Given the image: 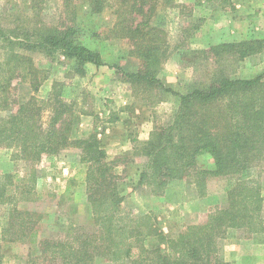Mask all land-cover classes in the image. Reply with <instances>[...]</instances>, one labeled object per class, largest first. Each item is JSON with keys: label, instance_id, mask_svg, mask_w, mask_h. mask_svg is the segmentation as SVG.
<instances>
[{"label": "trees", "instance_id": "1", "mask_svg": "<svg viewBox=\"0 0 264 264\" xmlns=\"http://www.w3.org/2000/svg\"><path fill=\"white\" fill-rule=\"evenodd\" d=\"M60 1L67 22L43 23L35 9L37 20L31 24L21 21L24 17H16L14 26L0 22V49L6 51L0 59V149H9L13 158L31 165L66 148L78 149L79 161L86 165L95 228L65 239L38 240L37 213L19 206L30 199L36 181L33 168L23 176L4 173L0 178V205L8 206L0 241L37 243L38 264H94L99 258L111 264H229L218 256V239L226 230L240 229L244 237L264 233L261 179L249 173L264 160V71L238 78L228 67L261 52L264 39L226 41L198 50L195 55H200L197 62L205 77L176 92L156 75L167 43L166 30L153 20L159 0H87L89 14L112 8L116 20L111 31L127 37L141 59L137 70L122 72L125 81L150 93L148 103L158 102L167 92L179 99L167 123L155 126L146 140L132 138L131 154L144 159L135 186L162 195L172 180H184L194 182L202 193L208 181H228L223 205H214L203 222L166 239L151 212L134 216L124 208L116 163L97 133L72 137L77 110L76 100L67 96L69 83L53 79L45 97L37 94L50 70L37 65L35 53L51 61H72L70 69L79 76L89 64H104L100 52L80 39L84 29L76 19L78 0ZM35 3L30 0L28 7L35 8ZM15 79L27 84L25 94L13 84ZM202 156L211 158L210 168L200 166ZM149 236L166 241L169 250L147 248L144 240Z\"/></svg>", "mask_w": 264, "mask_h": 264}, {"label": "rangeland", "instance_id": "2", "mask_svg": "<svg viewBox=\"0 0 264 264\" xmlns=\"http://www.w3.org/2000/svg\"><path fill=\"white\" fill-rule=\"evenodd\" d=\"M35 1L36 7L30 9V0H0V22L4 26H14L16 17H24L21 21L30 20L31 24L37 20L32 13L34 9L43 23L58 24L64 20L60 0ZM76 10V19L84 29L81 41L99 51L104 64H89L85 75L79 76L70 69L72 61H51L44 54L35 53L37 65L50 70L47 72L50 78L42 83L37 94L45 97L53 79L69 83L67 96L76 100L77 110L72 137L84 138L96 132L100 141L98 133H105L110 127L108 123L115 122L120 116L125 118L124 127L130 138L138 130L149 132V137L155 126L172 118L178 107V96L167 92L158 102L148 103L147 100L152 99L150 93L125 81L122 72L137 70L141 59L127 37L111 31L116 20L111 7L99 14H89L87 0H78ZM156 14L153 20L166 30L167 36L156 75L176 92H184L189 85L205 77V69L197 62L200 55H195L198 50L223 42V39H264V0H159ZM193 25L196 28L192 29ZM4 52L0 49V59ZM228 68L234 77H254L264 71V49L242 61H233ZM13 84L18 86L21 94L28 91L27 84L19 79L13 80ZM80 119H83L82 123ZM90 125L93 126L90 132L80 135V128ZM131 150L119 155L114 151L107 153L116 163L114 171L121 177L119 191L124 196V208L132 211L134 216L151 212L166 239L175 238L189 224L203 222L204 214L211 207L225 203L228 181L222 179L208 181L202 193L194 182L184 180H172L162 195H153L147 186H135L136 174L144 159L132 155ZM78 152L69 147L31 165L13 158L9 149H0V178L4 173L23 176L31 169L35 170L36 181L30 199L20 201L19 206L37 213L38 240L65 239L76 231H93L95 228L84 180L86 165L79 161ZM200 166L210 168L211 158L202 156ZM249 173L261 179L264 215V160L253 166ZM7 207L0 205V232L7 224ZM144 245L169 250L166 241H160L156 236L147 237ZM40 254L41 247L37 243L0 241V264H38L40 259L34 258ZM256 254L264 255V233L244 237L242 230L229 228L218 239V256L229 264H255L252 257ZM94 264L111 263L99 258Z\"/></svg>", "mask_w": 264, "mask_h": 264}, {"label": "crops", "instance_id": "3", "mask_svg": "<svg viewBox=\"0 0 264 264\" xmlns=\"http://www.w3.org/2000/svg\"><path fill=\"white\" fill-rule=\"evenodd\" d=\"M237 12V10L235 11ZM239 19V18H238ZM237 20V19H236ZM223 42L226 41H231V40H222ZM124 119L123 116L118 117L115 122L108 123L109 128L106 129L105 133H98L101 137L100 139V144L101 147H103L106 152L109 154L110 151H114V154H126L129 150L132 149L133 144L131 145L130 143L132 142V137L138 139V140H145L148 137L149 132H143V130H138V132H135V136L127 135V131L124 127ZM83 121V119H80V122ZM87 121V120H84ZM120 123H117V122ZM82 123V122H81ZM116 127V129H115ZM93 128V126H86L85 128H80V135L85 136L87 135L90 130ZM82 129V130H81ZM86 129V130H85ZM252 258H255V264H264V255L261 254H256Z\"/></svg>", "mask_w": 264, "mask_h": 264}]
</instances>
